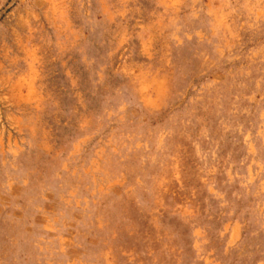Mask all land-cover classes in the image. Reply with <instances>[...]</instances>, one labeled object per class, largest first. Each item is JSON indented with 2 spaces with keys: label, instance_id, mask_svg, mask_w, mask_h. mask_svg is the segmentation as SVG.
<instances>
[{
  "label": "rangeland",
  "instance_id": "rangeland-1",
  "mask_svg": "<svg viewBox=\"0 0 264 264\" xmlns=\"http://www.w3.org/2000/svg\"><path fill=\"white\" fill-rule=\"evenodd\" d=\"M0 264H264V0H0Z\"/></svg>",
  "mask_w": 264,
  "mask_h": 264
}]
</instances>
